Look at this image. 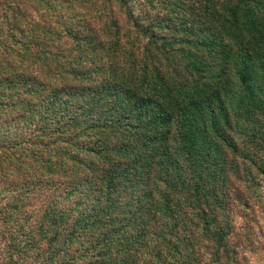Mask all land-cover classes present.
Returning a JSON list of instances; mask_svg holds the SVG:
<instances>
[{"label":"trees","instance_id":"trees-1","mask_svg":"<svg viewBox=\"0 0 264 264\" xmlns=\"http://www.w3.org/2000/svg\"><path fill=\"white\" fill-rule=\"evenodd\" d=\"M254 136L264 0H1L10 264H201L204 232L218 259L221 182Z\"/></svg>","mask_w":264,"mask_h":264},{"label":"rangeland","instance_id":"rangeland-1","mask_svg":"<svg viewBox=\"0 0 264 264\" xmlns=\"http://www.w3.org/2000/svg\"><path fill=\"white\" fill-rule=\"evenodd\" d=\"M51 1L57 4L59 0ZM33 6L28 18L45 17L46 21H42L41 27L52 24L59 10L54 5L50 10L39 3ZM71 19L64 17L62 20ZM5 48L2 47V52ZM236 157L234 175L229 181L221 182L222 191L227 197L221 200L220 209L215 214L221 226L217 235L224 242L220 243L218 259H214L209 249L212 246L207 241L209 234L204 232L198 248L201 264H264V139L254 136L246 147H241ZM7 201V198L0 196V209L10 207L5 204ZM11 209L3 211L10 212ZM8 223L1 224L5 228L0 230V264H10L6 249H3L6 245L3 233L8 230Z\"/></svg>","mask_w":264,"mask_h":264}]
</instances>
